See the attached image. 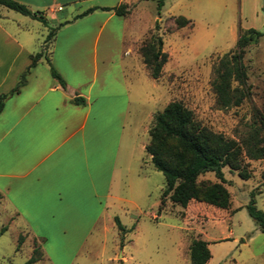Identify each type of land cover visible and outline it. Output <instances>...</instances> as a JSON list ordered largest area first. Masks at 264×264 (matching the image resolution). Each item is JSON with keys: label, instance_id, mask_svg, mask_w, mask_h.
I'll use <instances>...</instances> for the list:
<instances>
[{"label": "rangeland", "instance_id": "rangeland-1", "mask_svg": "<svg viewBox=\"0 0 264 264\" xmlns=\"http://www.w3.org/2000/svg\"><path fill=\"white\" fill-rule=\"evenodd\" d=\"M127 6V13L134 10L125 18L122 46L128 48L122 67L130 114L117 147L109 193L99 207L87 196L65 206L55 228L39 222L29 228L18 216L9 222L10 206L4 203L0 264H24L33 247L40 257L29 264H189L192 239L207 242L210 256L204 264H264V233L244 207L250 192L257 190L254 205L264 211V158L244 159L246 179L227 166L221 168L228 191L226 207L194 199L181 207L161 196L163 176L143 149L153 115L171 100L191 110L199 125L226 138L240 140L250 124H259V115L264 117V0H163L158 14L155 0H128ZM66 11L70 14L64 17L74 13L70 7ZM177 15L189 22L176 26ZM21 18L30 25L32 49L39 50L48 23ZM248 28L261 32L242 57L250 93L237 106L219 107L211 88L213 66L235 48L237 35ZM152 35L161 36L166 54L157 78L149 76L140 52L143 40ZM108 45L109 52L117 51L114 42ZM202 180L217 181L212 171L197 177ZM114 216L126 228L123 234ZM39 232L48 238L42 248L43 238L31 235Z\"/></svg>", "mask_w": 264, "mask_h": 264}, {"label": "crops", "instance_id": "crops-1", "mask_svg": "<svg viewBox=\"0 0 264 264\" xmlns=\"http://www.w3.org/2000/svg\"><path fill=\"white\" fill-rule=\"evenodd\" d=\"M15 1L40 11L49 26L88 7L128 3ZM67 7L74 12L70 17H64L70 14ZM133 11L116 15L95 9L61 25L48 43L47 56L64 87L41 58L28 69L25 83L4 101L0 110V206H10L9 222L18 216L29 228L37 222L55 228L65 206L87 196L99 207L109 193L117 147L130 114L122 67L128 48L122 46L124 21ZM14 13L20 14L0 4V93L15 85L29 56L38 51L32 49L30 25L21 18L31 17ZM109 42H114L116 52L108 51ZM75 96L82 97L83 104L72 103ZM40 233L31 235L43 238L42 248L48 238Z\"/></svg>", "mask_w": 264, "mask_h": 264}, {"label": "trees", "instance_id": "trees-1", "mask_svg": "<svg viewBox=\"0 0 264 264\" xmlns=\"http://www.w3.org/2000/svg\"><path fill=\"white\" fill-rule=\"evenodd\" d=\"M155 1L158 14L163 0ZM0 4L47 24L40 11H32L23 3L15 0H0ZM95 9L110 10L116 15H125L128 12L125 2H119L110 7L92 6L74 14L70 19L58 22L55 26H49L42 46L29 56L30 62L20 73L15 85L7 92L0 93V110L6 98L17 92L19 87L25 83L28 69L41 58L46 62L50 75L60 86L64 87L63 79L50 64L46 51L47 45L61 25ZM173 20L175 25L180 27L189 22V19L182 15L175 16ZM154 27H158L156 20ZM260 35L261 32L252 28L243 30L236 37L235 48L223 53L213 66L211 88L219 107L237 106L248 97L250 86L246 82L247 65L243 63L242 57L244 48L256 43ZM161 43L160 35H152L145 38L140 46L142 61L151 78H157L160 67L166 60V54L161 50ZM70 101L74 104L84 102L80 96H75ZM259 121L258 125L250 124L246 135L240 140H235L199 125L193 118L191 110L179 101L167 102L160 111L153 115L147 130L149 140L143 146L144 151L149 155L152 167L160 171L163 176L161 196H168L171 202L181 207L191 199L204 201L221 208L226 207L229 202L228 191L222 184L224 179L221 168L227 166L230 170L236 171L240 178L249 177V173L245 171L244 159L264 158V117L259 115ZM260 131L262 134L259 133ZM206 171H212L217 181H197V177ZM255 191L250 192L249 200L244 207L260 231L264 233V211L257 209L254 205ZM113 220L120 234H123L126 228L116 216ZM20 241L21 236H18V243ZM36 249L37 247H33L32 255L25 260L24 264L34 262L40 257ZM36 252L37 255H33ZM187 253L189 264H204L210 256L207 242L202 239H192Z\"/></svg>", "mask_w": 264, "mask_h": 264}]
</instances>
